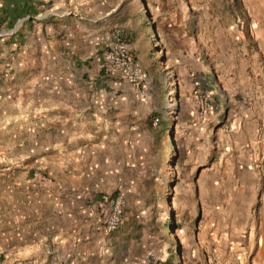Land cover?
I'll list each match as a JSON object with an SVG mask.
<instances>
[{"label":"rangeland","instance_id":"1","mask_svg":"<svg viewBox=\"0 0 264 264\" xmlns=\"http://www.w3.org/2000/svg\"><path fill=\"white\" fill-rule=\"evenodd\" d=\"M37 1L39 12L30 25L20 28L21 40L10 39L11 28L0 25V253H5L12 195L20 203L24 188L26 128L29 122L37 120L32 103L36 104L37 98L48 90L46 84L52 85L56 76L67 70L66 65L58 68L54 64L53 52L46 49V44L51 46L55 42L52 36L60 39L72 32L74 37L68 38L76 45L75 25L82 23L84 17L90 18L80 7L85 0ZM134 1L147 22L152 44L155 48L164 45L166 55L169 48L185 49L186 42L179 37L168 44L161 39V30L166 32V38L170 29L175 31L173 27L190 39L194 34L195 44L213 78L211 86L200 88L211 92L212 109L200 113L193 98L195 109L185 111L184 105L190 107L192 103H182L170 86L159 111L149 112L144 119L137 118L144 122L132 149L131 165L125 170L124 189L119 192L123 198L120 224L127 222L126 226L146 239L145 253L152 251L163 261L172 251L169 245L175 242L179 251L172 264H197V255L203 254L207 255V264H231L234 259L247 264V253L257 252L264 234V146L257 163L258 177L252 183V179L246 182L248 176L242 174L248 164L245 153L249 147H241V161L225 163L218 156L220 147L216 143L218 128L222 138L234 131L233 117L244 98L241 92L250 90L247 77L252 76L251 22L245 3L243 0ZM252 43L259 44L255 39ZM96 69L100 70L98 66ZM89 77L84 75L90 82L93 76ZM229 77L237 79V83L226 87ZM242 81L244 87L239 88ZM89 82H82L79 88H92L94 84ZM203 121H206L203 126L206 136L204 147L200 148L196 128ZM97 132L88 131L87 135L95 137ZM244 133L243 143H248L259 137L260 129ZM168 219L171 226L167 229Z\"/></svg>","mask_w":264,"mask_h":264},{"label":"crops","instance_id":"2","mask_svg":"<svg viewBox=\"0 0 264 264\" xmlns=\"http://www.w3.org/2000/svg\"><path fill=\"white\" fill-rule=\"evenodd\" d=\"M82 2L80 7L90 18L84 17L75 25L77 44L69 41L74 37L72 32L60 39L51 35L55 42L46 44V49L53 52L54 64L58 68L66 65L67 70L57 75L52 85L46 84L48 90L36 104L32 103L37 120L26 128L24 188L20 203L12 195L7 243L5 253H0V264H142L147 247L142 235L126 226L127 222L112 232L103 230V198L124 189L125 170L131 165L132 149L144 122L137 118L159 111L170 86L182 103H192L190 107L184 105V110H194V91L213 82L194 34L190 39L173 27L176 32L170 29L166 38L161 30V39L168 44L179 37L186 42L185 49L169 48L166 55L164 45L155 48L152 44L151 32L136 1ZM243 2L251 22L250 39L259 44L250 45V90L241 92L244 98L233 117L234 131L222 138L218 128L216 143L220 147L218 156L225 163L241 161V147H249L245 153L248 164L242 174L248 176L246 182L252 179L253 183L264 146V0ZM116 27L122 29L129 54L147 73L145 101L136 99L131 87L117 76L97 72L104 42ZM85 74L93 79L86 81ZM82 82L94 85L86 90L79 88ZM236 83L237 79L229 77L225 86ZM238 87H244L243 81ZM205 123L196 128L200 148L204 147ZM250 129H260L259 137L243 143L242 136ZM94 130L98 135L88 137V131ZM192 190L195 192L194 187ZM261 242L256 253H247V264H264V234ZM197 261L207 264V255H197ZM231 264L242 263L234 259Z\"/></svg>","mask_w":264,"mask_h":264},{"label":"built area","instance_id":"3","mask_svg":"<svg viewBox=\"0 0 264 264\" xmlns=\"http://www.w3.org/2000/svg\"><path fill=\"white\" fill-rule=\"evenodd\" d=\"M101 71L108 75H115L126 82L132 89L133 95L140 101L148 97V76L129 54L127 43L122 38V29L114 28L108 33L104 42L101 60L98 64ZM195 105L200 113L210 110L212 107V95L210 91L197 88L194 91ZM104 211L101 217L103 230L107 233L114 231L121 222L123 198L119 193L103 198ZM156 253L148 251L144 254L142 264H163Z\"/></svg>","mask_w":264,"mask_h":264},{"label":"trees","instance_id":"4","mask_svg":"<svg viewBox=\"0 0 264 264\" xmlns=\"http://www.w3.org/2000/svg\"><path fill=\"white\" fill-rule=\"evenodd\" d=\"M38 4H40V2L37 0H1L0 25H4L7 28H12L17 20L23 19L19 28L15 30L12 34H10V39H22L20 28L22 26L25 27L27 25H30L34 16L39 12V10L37 9ZM165 226L167 229L170 228L171 219H168L165 222ZM169 248H172V251L169 252L168 258L166 259V261L163 262V264H172V258L178 254L179 250L177 249L175 242L173 246L170 244Z\"/></svg>","mask_w":264,"mask_h":264},{"label":"water","instance_id":"5","mask_svg":"<svg viewBox=\"0 0 264 264\" xmlns=\"http://www.w3.org/2000/svg\"><path fill=\"white\" fill-rule=\"evenodd\" d=\"M22 19L19 20V22H15L13 27L9 30L10 33L14 32L18 26V24H20Z\"/></svg>","mask_w":264,"mask_h":264}]
</instances>
